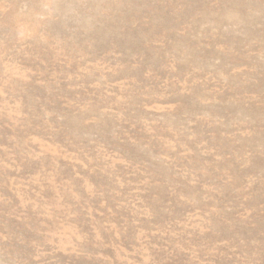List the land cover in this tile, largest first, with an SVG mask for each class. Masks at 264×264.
Instances as JSON below:
<instances>
[{
  "label": "rangeland",
  "instance_id": "374dc122",
  "mask_svg": "<svg viewBox=\"0 0 264 264\" xmlns=\"http://www.w3.org/2000/svg\"><path fill=\"white\" fill-rule=\"evenodd\" d=\"M0 264H264V0H0Z\"/></svg>",
  "mask_w": 264,
  "mask_h": 264
}]
</instances>
